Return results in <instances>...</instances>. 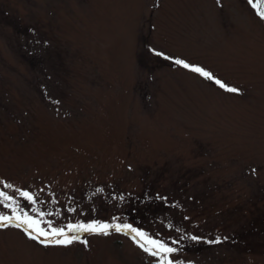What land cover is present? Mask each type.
<instances>
[{"label":"rangeland","instance_id":"obj_1","mask_svg":"<svg viewBox=\"0 0 264 264\" xmlns=\"http://www.w3.org/2000/svg\"><path fill=\"white\" fill-rule=\"evenodd\" d=\"M253 4L0 0V213L33 218L0 227V264H264V19ZM93 221L177 251L152 256L128 229L67 228ZM52 228L80 239L27 234Z\"/></svg>","mask_w":264,"mask_h":264},{"label":"snow or ice","instance_id":"obj_2","mask_svg":"<svg viewBox=\"0 0 264 264\" xmlns=\"http://www.w3.org/2000/svg\"><path fill=\"white\" fill-rule=\"evenodd\" d=\"M248 2L250 4H253V0H248ZM261 3H264V0H256V3L253 4V6L255 7L257 4H261ZM257 15L260 16L261 19H264V10L258 9ZM156 54L157 55H163V53H156ZM175 63L178 65H182L184 68L190 69L191 71L202 75L206 79L214 81V83L219 85L221 88H224L226 91L233 92V93L240 91L237 88L227 86L226 84H224L219 79H216L212 73L208 72L207 70H205L204 68H202L198 65H191L188 62L181 60V59H176ZM9 187H10V185H9ZM3 195H5V194L0 192V196H3ZM21 195L24 196L25 198L29 199V200L34 199L26 191L22 192ZM8 199H12V198L8 197ZM8 207H11V205H8ZM17 221H19V222H17ZM7 223H14L15 226L18 228L21 227L22 224H26L29 229L33 228V218H31V217H26L23 220H21V216H19V215H15V219H14L13 216L6 215L4 213H0V227L7 226ZM67 228L69 231H72V232H78V231L93 232V233H99V234H104V235H107L109 233L110 229H114L116 231H122L124 229H128V230L136 233V235L133 236L132 238L134 241L137 242L139 247H141L144 251L149 252L152 256H157L161 252L172 253V252L177 251V249L168 246L165 242L158 241L155 239L148 240V243H150L153 246V248H146L144 244L140 243L139 240L136 239L137 237H140L141 239H143L145 237V234L138 229H133L131 225H127V224H125V225H120V224L113 225V224L100 223V222L93 221L89 224H83V223H78V224H74V225L69 224L67 226ZM26 231H27V229H26ZM37 231H38L37 235H33L31 231H27V234H28L30 239L37 240L39 243L44 244L45 246L52 245V244L71 245L74 241L80 239L79 236H76V235L69 236L68 232H66L64 228H52L50 231L45 230V229H38ZM41 237H44V239H41ZM56 237H62V238L57 239ZM192 239L197 240L199 238L192 237ZM213 242L214 241H209V243H213ZM215 242H219V241H215ZM83 243L86 245L87 241L84 240ZM153 249H156V250H153ZM165 260L167 261V264H173V262L171 260H168L166 257H165Z\"/></svg>","mask_w":264,"mask_h":264},{"label":"trees","instance_id":"obj_3","mask_svg":"<svg viewBox=\"0 0 264 264\" xmlns=\"http://www.w3.org/2000/svg\"><path fill=\"white\" fill-rule=\"evenodd\" d=\"M254 3H256V0H255ZM256 8H257V10H258V9H259V10H264V3L257 4V5H256Z\"/></svg>","mask_w":264,"mask_h":264}]
</instances>
